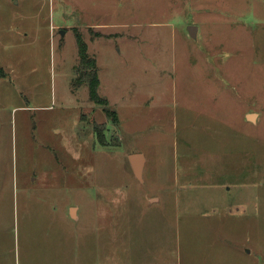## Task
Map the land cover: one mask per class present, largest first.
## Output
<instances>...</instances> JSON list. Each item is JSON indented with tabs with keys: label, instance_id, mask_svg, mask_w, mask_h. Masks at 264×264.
Listing matches in <instances>:
<instances>
[{
	"label": "rangeland",
	"instance_id": "rangeland-1",
	"mask_svg": "<svg viewBox=\"0 0 264 264\" xmlns=\"http://www.w3.org/2000/svg\"><path fill=\"white\" fill-rule=\"evenodd\" d=\"M92 200L100 254L264 264V0H0V263Z\"/></svg>",
	"mask_w": 264,
	"mask_h": 264
},
{
	"label": "crops",
	"instance_id": "crops-1",
	"mask_svg": "<svg viewBox=\"0 0 264 264\" xmlns=\"http://www.w3.org/2000/svg\"><path fill=\"white\" fill-rule=\"evenodd\" d=\"M143 170H145L144 167ZM92 202L93 200L91 203L85 201L79 206L72 207L70 214L63 209L58 210L55 206L50 207L49 205L44 209L40 227L35 224L36 220H40L39 218H28V221L32 222L28 224V230L40 231L41 234H39V239L27 240L22 247L18 245L11 264H128L125 258L99 253V241L97 236L93 235V229L94 233H98L99 225L98 220L94 222L92 218L93 209L97 211V207L92 208ZM156 202L157 199L151 200V204ZM69 219L75 223H85V225L74 233L69 232L66 229ZM111 225L106 218L103 227ZM104 244L106 248L114 246V242L110 240ZM128 262L132 264L131 260Z\"/></svg>",
	"mask_w": 264,
	"mask_h": 264
},
{
	"label": "trees",
	"instance_id": "trees-1",
	"mask_svg": "<svg viewBox=\"0 0 264 264\" xmlns=\"http://www.w3.org/2000/svg\"><path fill=\"white\" fill-rule=\"evenodd\" d=\"M79 57L80 67L76 71L78 78L74 82V86L86 84L89 87L90 100L97 104H103L104 100L100 98L98 94L99 88V76L97 63L95 59L89 57L87 52V46L79 41Z\"/></svg>",
	"mask_w": 264,
	"mask_h": 264
},
{
	"label": "water",
	"instance_id": "water-1",
	"mask_svg": "<svg viewBox=\"0 0 264 264\" xmlns=\"http://www.w3.org/2000/svg\"><path fill=\"white\" fill-rule=\"evenodd\" d=\"M190 36L193 38H197V29L196 27H190L189 28ZM251 121H254L255 115H250L248 117ZM130 163L133 167L134 173L138 179H141V175L143 173V167H144V157L141 154H135L130 157Z\"/></svg>",
	"mask_w": 264,
	"mask_h": 264
}]
</instances>
